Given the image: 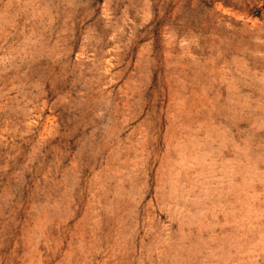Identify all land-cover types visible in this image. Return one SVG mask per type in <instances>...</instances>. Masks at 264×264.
<instances>
[{
  "label": "rangeland",
  "instance_id": "374dc122",
  "mask_svg": "<svg viewBox=\"0 0 264 264\" xmlns=\"http://www.w3.org/2000/svg\"><path fill=\"white\" fill-rule=\"evenodd\" d=\"M0 264H264V0H0Z\"/></svg>",
  "mask_w": 264,
  "mask_h": 264
}]
</instances>
